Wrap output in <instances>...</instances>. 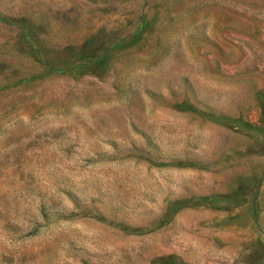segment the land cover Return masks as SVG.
Masks as SVG:
<instances>
[{"label": "rangeland", "instance_id": "rangeland-1", "mask_svg": "<svg viewBox=\"0 0 264 264\" xmlns=\"http://www.w3.org/2000/svg\"><path fill=\"white\" fill-rule=\"evenodd\" d=\"M0 264H264V0H0Z\"/></svg>", "mask_w": 264, "mask_h": 264}]
</instances>
